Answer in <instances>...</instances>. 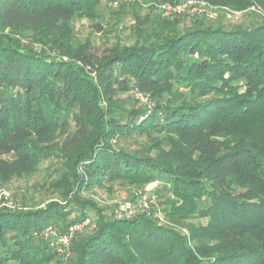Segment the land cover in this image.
I'll return each mask as SVG.
<instances>
[{
    "label": "trees",
    "instance_id": "1",
    "mask_svg": "<svg viewBox=\"0 0 264 264\" xmlns=\"http://www.w3.org/2000/svg\"><path fill=\"white\" fill-rule=\"evenodd\" d=\"M102 1L0 0V187L49 163L60 198L0 204V264H264V0H195L231 26L107 0L133 40L96 51L73 21L100 32ZM150 184L169 224L92 199Z\"/></svg>",
    "mask_w": 264,
    "mask_h": 264
},
{
    "label": "rangeland",
    "instance_id": "2",
    "mask_svg": "<svg viewBox=\"0 0 264 264\" xmlns=\"http://www.w3.org/2000/svg\"><path fill=\"white\" fill-rule=\"evenodd\" d=\"M122 1V0H121ZM129 3L138 2L137 4L141 9L152 10L153 14L158 16L160 19L170 20L171 18H178V15L176 16H168V17H162L157 9L156 5L160 4L162 2H155V1H147V0H124ZM186 0H182L180 2L174 3V4H182ZM118 4L113 2L112 5H109L107 3V0L102 1V5L98 8V12L100 14L99 23L101 25L102 30L100 32L96 31L94 29L92 21L88 19H76L73 21L75 34L78 37V39H84L89 33H91V39L94 42L95 46L98 47V50L100 51L102 48H105L106 45H110L114 43L117 40V37L122 41V43L126 42L129 43L133 40L132 31L133 26L135 25L134 18H132L131 15H124L117 17L112 14V12H116V9L118 8ZM198 9H201V7H198ZM205 11H208L210 14L215 15V20H221L226 25H248L249 21L251 20L250 17L241 14V16H238L235 19H227V15H232L235 13L228 12L226 9L221 8H211V7H204ZM207 14V13H206ZM206 14H202L200 12V15L208 18ZM182 15V14H181ZM187 15H195V14H187ZM199 16V17H202ZM226 16V17H225ZM233 16V15H232ZM191 17V16H190ZM211 19V18H208ZM172 20V19H171ZM50 166L49 163H43L40 165L39 170L37 173H35L32 176L24 177L20 179H14L11 183L6 184L2 187H0V195L2 193L8 194L7 197H3L0 199V204L4 203L10 208H35V207H41L45 203L49 201H55L59 200V192L55 190L53 187H51L50 178L47 177V170ZM154 185L150 184L148 186V189L150 188V193L147 195H144L145 198L143 200H139L137 203H144L141 205V208L138 207V210L140 212L146 211L148 215L154 214L155 216L159 217V221L162 223L169 224L166 218V205L163 204L161 199L159 198L158 194L156 193V188H152ZM144 192H142L140 189H129V188H119L116 189V191L113 194H108L105 192L97 193V195L93 196V200L99 202V206L103 207L106 205H115V204H121L122 206L124 201L127 198L135 199V202L137 201L138 197L140 195H143ZM163 195V194H162ZM164 196V195H163ZM150 199H153L151 202ZM127 201V200H126ZM123 214V213H122ZM89 216H86L88 218ZM90 219L92 223V218ZM93 224V225H92ZM92 229L95 226L94 223H92ZM88 226H82L80 230H75L74 232L82 234L86 233L87 231H90L91 229H88ZM84 227V228H83ZM86 227V228H85ZM75 233V235H76ZM74 235V237H75ZM73 237V238H74ZM72 239H70V246L69 244H65L64 246L68 247L69 249H66V254H61V257L63 259H68L71 255V243Z\"/></svg>",
    "mask_w": 264,
    "mask_h": 264
},
{
    "label": "built area",
    "instance_id": "3",
    "mask_svg": "<svg viewBox=\"0 0 264 264\" xmlns=\"http://www.w3.org/2000/svg\"><path fill=\"white\" fill-rule=\"evenodd\" d=\"M198 7H201V9H198ZM204 7H205L204 3L196 2L195 0H186L182 4H170V3H167V2H162V3L156 5V9H157L158 13L162 17L176 16V15L179 16L181 14H200V12H201L202 14H206L207 13L206 16L208 18L214 19L215 15L214 14H210V13H208V11L203 10ZM232 13H235V14H232L233 17H235V18L239 16V14L237 12H232ZM227 16L230 17V15H227ZM137 97L142 102L146 101L145 98L141 97L140 95H137ZM144 195H146V194L140 195V197H138L137 201L135 203H133L132 206H130V207L127 206L126 208L122 209L121 211H122L123 214H121V215H124L126 217H130L136 211H139L138 207L141 208V205L144 204V203L140 204V203H137V202L139 200H143L145 198ZM7 196H8V194L2 193L0 195V199H2L3 197L5 198ZM152 200L153 199H150L149 201L151 202ZM4 203H2L1 205L7 206ZM151 215H153L154 217H157L154 214H151ZM90 225H91L90 219H85L82 223L74 225L71 228H69V233L68 234L58 236L57 239H56L57 241L55 243V246H56V249L58 250V252L61 253V252H63V250L68 249V247H66L64 245L65 244H67V245L69 244V240H70V238H71V236H72V234H73V232L75 230H80L82 228V226H86L87 227V226H90ZM46 232H47V235H48V233L50 235H52V236H55V234H56V231L53 230V229H50V228L46 229Z\"/></svg>",
    "mask_w": 264,
    "mask_h": 264
}]
</instances>
